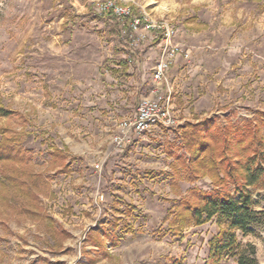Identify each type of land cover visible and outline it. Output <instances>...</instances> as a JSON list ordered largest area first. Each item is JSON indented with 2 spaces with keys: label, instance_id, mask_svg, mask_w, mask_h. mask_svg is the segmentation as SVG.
Returning a JSON list of instances; mask_svg holds the SVG:
<instances>
[{
  "label": "rangeland",
  "instance_id": "374dc122",
  "mask_svg": "<svg viewBox=\"0 0 264 264\" xmlns=\"http://www.w3.org/2000/svg\"><path fill=\"white\" fill-rule=\"evenodd\" d=\"M104 1L0 0V104L14 111L0 125L31 133L21 146L38 199L8 205L0 196V264H203L218 231L210 221L181 238L167 233L164 217L179 196L164 149L183 153L185 121L239 125L264 110V0H122L174 30L169 43L179 50L169 59L161 30L99 14ZM159 96L179 124L116 143L117 123ZM52 146L67 151L66 171L49 167ZM194 185L210 188L207 179ZM190 186L181 182V192ZM252 197L264 206V189ZM115 219L118 244L107 242L103 254L87 232L109 231ZM258 233L242 239L264 264V226Z\"/></svg>",
  "mask_w": 264,
  "mask_h": 264
},
{
  "label": "trees",
  "instance_id": "16d2710c",
  "mask_svg": "<svg viewBox=\"0 0 264 264\" xmlns=\"http://www.w3.org/2000/svg\"><path fill=\"white\" fill-rule=\"evenodd\" d=\"M120 63L124 68L127 65L126 61ZM13 113L0 104V119ZM28 135L31 133L24 129L0 125V196L8 205L19 197L38 200L31 183L37 175L27 166V150L21 146ZM178 139L177 148L183 153L175 150L174 144L164 149L170 159L165 175L171 190L179 196L164 217L167 233L181 238L190 225L214 222L218 231L207 241L203 264H223L228 259L235 264H259L255 244L242 238L258 236V229L264 226V206L257 209L252 197L254 190L264 189V110L239 125L230 121L219 125L214 119L185 121ZM49 154L50 168L61 165L58 171L67 170L64 159L69 156L65 149L52 146ZM201 179H207L210 188L194 185ZM181 182L192 186L182 193ZM117 207L115 201L113 208ZM115 220L109 231L104 229L100 234L95 228L87 232L88 242L103 254H108L107 242L118 244L113 226H118L119 219ZM130 230L132 226L127 224L125 231Z\"/></svg>",
  "mask_w": 264,
  "mask_h": 264
},
{
  "label": "built area",
  "instance_id": "2783aa9c",
  "mask_svg": "<svg viewBox=\"0 0 264 264\" xmlns=\"http://www.w3.org/2000/svg\"><path fill=\"white\" fill-rule=\"evenodd\" d=\"M97 11L99 14H111L118 17L123 24H126L132 30L159 29L163 34V56L173 57L179 50L177 45H172L171 38L174 36V30L167 23H154L152 19L144 12L136 14L131 7L122 0H106L99 4ZM168 59H162L158 63L154 78L160 79L163 71L166 69ZM179 124L175 117L172 105L167 99L161 96L153 99H142L132 116L127 117L117 123L116 132L113 140L121 143L127 133L131 131L142 132L152 127H175Z\"/></svg>",
  "mask_w": 264,
  "mask_h": 264
}]
</instances>
